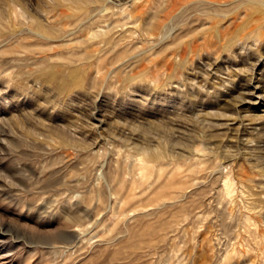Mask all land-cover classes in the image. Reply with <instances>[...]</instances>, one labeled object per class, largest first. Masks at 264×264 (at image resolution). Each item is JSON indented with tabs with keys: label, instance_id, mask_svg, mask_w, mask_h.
<instances>
[{
	"label": "rangeland",
	"instance_id": "1",
	"mask_svg": "<svg viewBox=\"0 0 264 264\" xmlns=\"http://www.w3.org/2000/svg\"><path fill=\"white\" fill-rule=\"evenodd\" d=\"M0 264H264V0H0Z\"/></svg>",
	"mask_w": 264,
	"mask_h": 264
}]
</instances>
